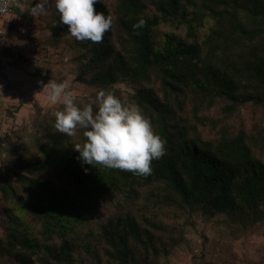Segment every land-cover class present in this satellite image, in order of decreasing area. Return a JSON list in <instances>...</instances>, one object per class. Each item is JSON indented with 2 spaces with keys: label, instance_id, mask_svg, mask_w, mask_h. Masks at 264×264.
Here are the masks:
<instances>
[{
  "label": "trees",
  "instance_id": "16d2710c",
  "mask_svg": "<svg viewBox=\"0 0 264 264\" xmlns=\"http://www.w3.org/2000/svg\"><path fill=\"white\" fill-rule=\"evenodd\" d=\"M94 7L113 17L100 43L73 37L48 0L44 47L73 45L68 65L97 88L91 101L105 88L138 104L166 152L147 176L89 165L74 146L86 140L83 129L69 136L55 128V115L37 117L22 152L11 150V168L0 172L7 203L0 256L17 264H153L150 254L168 253L182 215L196 208L250 224L264 219V0ZM141 18L146 23L133 28ZM119 82L133 92L118 90ZM51 174L87 203L57 189Z\"/></svg>",
  "mask_w": 264,
  "mask_h": 264
},
{
  "label": "rangeland",
  "instance_id": "374dc122",
  "mask_svg": "<svg viewBox=\"0 0 264 264\" xmlns=\"http://www.w3.org/2000/svg\"><path fill=\"white\" fill-rule=\"evenodd\" d=\"M37 2L22 0L21 17L11 16L9 23H4L5 37L0 39V172L11 168V160L7 158L11 150L17 154L22 152L20 142H26L27 137H21L34 128L36 118L47 114L54 116L62 109V104L49 102L48 86L45 85L48 81H72V91L77 94L80 104L91 101L97 89L84 84L74 66L68 65L73 45H68L63 52L44 47L47 32L44 14L32 12ZM115 87L125 93L133 92V88L124 82L116 83ZM9 176L13 179L10 170ZM48 176L55 181L57 189L74 192L73 196L80 197L79 202L87 203V198L76 195L75 186L65 181L61 174ZM5 207L7 203L0 195L2 238L6 228ZM180 221V238L168 245V253L150 254L151 263L264 264V219L250 224L244 217L236 218L228 213L209 214L196 208L182 215ZM2 261L17 264L11 258L0 256Z\"/></svg>",
  "mask_w": 264,
  "mask_h": 264
},
{
  "label": "clouds",
  "instance_id": "9594fccd",
  "mask_svg": "<svg viewBox=\"0 0 264 264\" xmlns=\"http://www.w3.org/2000/svg\"><path fill=\"white\" fill-rule=\"evenodd\" d=\"M96 3L97 0H55L60 21L69 26L68 31L77 40L100 43L111 29L113 17L96 11ZM47 4L48 0H38L32 12L44 14ZM9 6L10 0H0V13L8 11ZM145 23L141 18L133 28ZM45 85L49 102L63 105L55 112V128L69 136H75L78 128L84 130L86 140L74 145L83 163L147 176L152 172V161L165 154L166 140L155 131L151 119L138 104L127 102L114 89L101 88L94 100L80 104L72 91V81L53 80Z\"/></svg>",
  "mask_w": 264,
  "mask_h": 264
},
{
  "label": "built area",
  "instance_id": "2783aa9c",
  "mask_svg": "<svg viewBox=\"0 0 264 264\" xmlns=\"http://www.w3.org/2000/svg\"><path fill=\"white\" fill-rule=\"evenodd\" d=\"M22 8V0H10V6L8 11L0 13V37L4 35V23L6 19L16 10Z\"/></svg>",
  "mask_w": 264,
  "mask_h": 264
},
{
  "label": "crops",
  "instance_id": "0c3cea01",
  "mask_svg": "<svg viewBox=\"0 0 264 264\" xmlns=\"http://www.w3.org/2000/svg\"><path fill=\"white\" fill-rule=\"evenodd\" d=\"M11 16H12V15H10V16L6 19L5 23H6V22L9 23V21H10V17H11ZM13 17H16V16H12V18H13ZM5 28H6V27H5ZM4 35H5V33H4ZM4 35H3V36H4ZM3 36H2V37H3ZM2 37H1V39H2ZM4 37H5V36H4Z\"/></svg>",
  "mask_w": 264,
  "mask_h": 264
}]
</instances>
